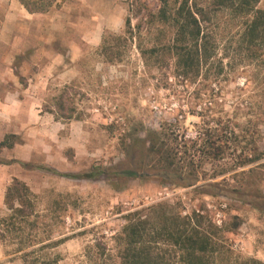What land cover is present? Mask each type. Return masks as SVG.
Masks as SVG:
<instances>
[{
    "label": "rangeland",
    "instance_id": "1",
    "mask_svg": "<svg viewBox=\"0 0 264 264\" xmlns=\"http://www.w3.org/2000/svg\"><path fill=\"white\" fill-rule=\"evenodd\" d=\"M58 3L48 13L33 14L19 0H0V264H33L17 252L20 237L28 239V223L15 232L1 223L9 214L7 189L15 181L26 184L37 203L32 220L38 226L32 234L38 231L43 242L29 250L51 264H120L114 237L126 217L158 204L183 216L200 214L207 225L217 227L214 241L221 255L216 264H236L238 257V264L243 258L264 262L263 52L250 62L234 24L222 15L213 29L219 35L214 59L197 81L184 83L169 54L163 59L143 55L171 36L168 27L152 18L159 0ZM258 8L264 10V0ZM127 18L134 37L121 40L122 62L107 63L100 54L103 37L124 34ZM200 86L203 104L196 93ZM61 97L66 110L75 108L71 120L56 115ZM185 113L191 139L202 120L238 115L260 160L246 168L233 167L230 159L208 161L199 185L220 183L241 190L245 201L154 179L114 186L48 171L79 174L96 166L127 165L122 139L159 130L164 121ZM6 139L9 144L1 146Z\"/></svg>",
    "mask_w": 264,
    "mask_h": 264
},
{
    "label": "trees",
    "instance_id": "2",
    "mask_svg": "<svg viewBox=\"0 0 264 264\" xmlns=\"http://www.w3.org/2000/svg\"><path fill=\"white\" fill-rule=\"evenodd\" d=\"M160 7L152 18L168 27L171 34L169 41L160 47L143 51L153 55L169 54L174 60L178 78L184 83H192L201 77L202 70L216 54L215 45L218 34L214 24L220 16L228 15L236 30L238 43L248 52V60H257L260 51L264 54V10L258 5L262 0H159ZM30 13H48L59 7V0H19ZM138 28L140 26L138 25ZM134 28L131 18L126 20V30L122 35L106 34L100 47V54L107 63L122 62L123 52L118 51L121 40L133 39ZM160 33H163L160 31ZM163 59V58H161ZM203 87L196 93L200 103L205 102ZM59 118L71 120L75 117V108L66 110L63 97L60 98ZM186 113L176 116L174 121H164L160 129H147L144 136L121 140L126 155L127 165L115 164L111 167H93L92 170L79 173H62L54 169L48 171L69 180H103L118 186L132 179H154L155 181L177 185L182 188L194 187L207 195L245 201L246 193L235 188H222L220 183L199 185L201 168L208 162L231 160L233 167L246 168L257 161L247 139V132L240 129L236 117L222 115L202 120L195 126V138L188 136ZM200 116V115H198ZM113 124L109 128L112 129ZM245 144L242 145L243 142ZM9 144V139L1 146ZM242 146V147H241ZM256 150V149H255ZM43 169V168H42ZM260 199L261 197L248 195ZM5 205L9 211L1 223L8 231L22 230L23 223H28V239L20 237L17 252L33 264H51L41 256H33L35 250H29L40 244L36 219L37 203L32 198L30 188L15 181L5 196ZM169 205L158 204L148 210L129 214L120 233L114 237L120 264H216L221 249L214 241L217 227L200 214L183 216ZM17 225L19 226L18 228ZM14 228V229H13ZM2 235V239H4ZM47 240H52L51 238ZM62 240L52 242V246ZM28 249V251H27ZM220 254V255H219ZM236 258V264H238ZM240 264H264L255 258H243Z\"/></svg>",
    "mask_w": 264,
    "mask_h": 264
},
{
    "label": "crops",
    "instance_id": "3",
    "mask_svg": "<svg viewBox=\"0 0 264 264\" xmlns=\"http://www.w3.org/2000/svg\"><path fill=\"white\" fill-rule=\"evenodd\" d=\"M29 12V11H28ZM30 13V12H29Z\"/></svg>",
    "mask_w": 264,
    "mask_h": 264
}]
</instances>
